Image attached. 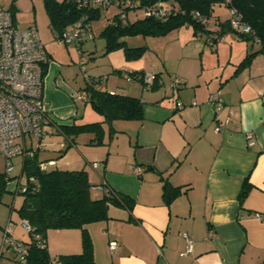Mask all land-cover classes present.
<instances>
[{
	"label": "crops",
	"instance_id": "0c3cea01",
	"mask_svg": "<svg viewBox=\"0 0 264 264\" xmlns=\"http://www.w3.org/2000/svg\"><path fill=\"white\" fill-rule=\"evenodd\" d=\"M43 11L46 18L35 15L25 23L37 26L50 56L42 93L45 109L57 125H69L74 117H81V122L102 119L89 107L91 120L85 121L80 111L79 102L87 104L81 90L93 77L100 78L97 86L101 89L134 96L142 103V120H130L134 139L116 143L117 136L103 124L102 143L107 145L95 144L89 138V145L78 150L79 134L75 143L61 152L67 141L53 128L36 149L39 161H51L57 169H85L93 185L104 183L134 199L131 210L109 204V218L86 225L95 262L264 264V216L255 215H264V51L236 70L249 51L260 47L250 49V41L226 27L223 40L210 46L204 32H196L186 23L166 34L150 36L144 54L151 52L156 60L147 68L127 63L120 75L128 83L118 81L111 87L108 77L96 73L87 74L79 86L74 79L75 55H70L68 48L60 51L49 43L52 38L46 31L51 29ZM220 23L216 18L208 27L219 29ZM181 28H191L194 35L180 41ZM130 71L155 73L157 81L146 87L139 79L127 77ZM172 76L181 81L177 88H170ZM211 93H218L223 100L217 114L207 103ZM175 99L185 106L176 109ZM192 101L197 104L192 105ZM248 132L253 134L252 144L247 142ZM32 139L38 143L33 137L26 143L33 146ZM48 147H52L50 155L40 158L41 150ZM244 180L250 189L240 204L237 194ZM165 183L169 185L167 194L172 196L164 195ZM176 187L180 192L175 194L172 188ZM15 193L6 187L0 192V264H16L3 242L5 228L11 230L13 238L29 240L17 212L23 196ZM92 193L101 196L103 190L93 188ZM183 232L193 241L188 253H183ZM45 240L52 256L82 249L81 231L76 228L48 230ZM110 241L116 242L113 251L108 249Z\"/></svg>",
	"mask_w": 264,
	"mask_h": 264
},
{
	"label": "trees",
	"instance_id": "16d2710c",
	"mask_svg": "<svg viewBox=\"0 0 264 264\" xmlns=\"http://www.w3.org/2000/svg\"><path fill=\"white\" fill-rule=\"evenodd\" d=\"M130 1L135 8L127 7L123 4L124 1L121 2L120 7H114L116 12L112 15V18H109L107 26L103 28L104 30L101 33L106 39L105 52L121 47L127 59L140 58L147 48L145 45L128 46L124 40L125 37L163 35L186 23L191 24L196 32L202 31L207 34L209 29L207 23L213 15L214 7L216 5H225L223 3L224 0ZM158 1L163 2L167 10L164 16L140 15L138 9L141 6L156 5ZM42 3L49 20L50 31L56 34V38H58L63 29L70 27L82 14L87 15V20L92 27V20L99 18L102 9L110 7L89 6L79 10L68 0H42ZM170 5L175 10L170 8ZM228 6L233 7L241 15L243 22L250 26V34L239 35L247 42L250 41V49L254 46L251 39L252 36L258 37L261 43L264 44V0H231ZM11 9L15 18V12L13 8ZM195 10L207 19L205 24H199L191 17L189 12ZM137 11L141 17L129 22L126 15L129 12L136 13ZM227 23L228 18L223 23H220V28H217L219 35H224L227 29H231ZM63 45L68 46V44ZM259 47L260 49L258 50L249 51L241 59L236 70L246 67L258 51H264V45ZM78 48L82 49V43L78 45ZM82 51L84 50L82 49ZM45 67H43L44 72ZM117 71L118 73L122 72V70ZM126 73L129 74L128 77L139 79L143 83V78L141 77L143 72L130 71ZM85 75L87 76L86 71ZM99 79L90 78L81 91L84 93L86 102L96 113L102 116V119L81 122L78 121L81 117H74L73 122L69 125L56 124L55 129L63 135L64 141H67L61 152L72 146L75 143V137L81 133H91L94 135L91 138L92 142L95 144L102 143L104 135L103 124L109 127L114 120H142V103L139 98L136 99L134 96L103 90L97 86ZM155 81H157V76L150 87L154 85ZM40 162L43 161H39L36 149L31 156L26 155L22 158L21 174L25 173L26 181L21 184L20 180L19 183L24 185L26 189L16 192L23 196L22 203L17 209L18 216L23 221H27L31 228L30 231H27L29 240L24 241L26 244V249L23 252L25 264H98L93 256L92 241L89 238L90 235L86 225L109 218L107 213L109 204L123 206L128 211L131 210L134 205V199L109 187L108 191L103 192L101 196H95L92 194L91 189L93 184L90 182L89 174L85 169L66 170L48 169L47 167L40 169L38 167ZM10 179L12 177L9 176L7 180ZM6 182L4 180V171L0 172V192L4 190ZM242 183V187L237 194L240 204H242L250 189L247 180L242 181ZM167 184L162 185L163 193L165 196H172L167 194L169 189ZM172 190L175 194L180 192L178 187L172 188ZM73 228L81 231L82 249L80 252L62 253L57 256L50 255L45 240L47 231ZM37 235L39 238L36 237ZM14 259L16 264H19L15 255Z\"/></svg>",
	"mask_w": 264,
	"mask_h": 264
},
{
	"label": "built area",
	"instance_id": "2783aa9c",
	"mask_svg": "<svg viewBox=\"0 0 264 264\" xmlns=\"http://www.w3.org/2000/svg\"><path fill=\"white\" fill-rule=\"evenodd\" d=\"M76 6L77 9L83 10L89 6H113L120 7L121 2L127 7L135 8L130 0H68ZM231 0H224L227 12L229 14L228 23L232 30L239 34L246 35L251 33V28L244 23L241 15L235 11L233 7L228 6ZM173 10L174 7L170 5ZM119 9V8H118ZM140 15L145 16H164L167 13L163 2L158 1L156 5H145L139 9ZM194 21L199 24H205L207 19L198 11L189 12ZM87 15L82 14L70 27L63 29L57 38V43L72 44L79 52V67L85 75L88 62L86 54L78 45L83 41L93 38V31L91 25L87 20ZM12 9L3 5L0 0V156L4 158L5 170L4 180H7L12 170L11 159L16 155H21L23 158L34 152L31 144H27V138H36L38 143L36 149L40 148L41 138L51 129L56 128V122L45 109V99L43 96L44 85V68L50 60L48 52L37 32L35 24L27 25L25 28H18L16 20H14ZM206 42L210 46H215L218 41L223 40V36L218 32L217 28H209L206 34ZM252 43L254 46L264 45L256 36H252ZM129 76V74L126 73ZM127 76V77H128ZM144 86L150 87L156 76L152 72H143ZM87 78V77H86ZM181 83L180 79L172 76L170 79V88H177ZM218 93H211L208 95L207 103L213 108L214 112L219 113L223 107V100L219 98ZM196 105L195 101L191 102ZM176 109H182L185 104L180 101H174ZM220 127L217 125L216 130ZM253 134L247 133L248 144L253 143ZM51 161L40 162L39 168L45 169L51 164ZM96 166V163H92ZM135 170L139 168L136 166ZM17 179L15 191H23L26 189L24 185H20ZM101 189L103 192L108 191V186L104 183L92 185L91 187ZM262 217L261 213L255 214ZM21 226L26 231H30V225L27 221H22ZM185 242L183 253H188L192 250V239L181 233ZM39 238V236H36ZM3 242H5L19 264H25L24 251L26 244L24 241H19L11 235V230L7 227L4 231ZM42 242V241H41ZM116 247L115 241L109 242L110 251Z\"/></svg>",
	"mask_w": 264,
	"mask_h": 264
},
{
	"label": "rangeland",
	"instance_id": "374dc122",
	"mask_svg": "<svg viewBox=\"0 0 264 264\" xmlns=\"http://www.w3.org/2000/svg\"><path fill=\"white\" fill-rule=\"evenodd\" d=\"M3 5L6 6L7 8H9L11 6V8H13L14 12H15V16H16V20H17V26L18 28H25L26 25V21L27 19H32L33 16H41L43 19L44 17L46 18V16L44 15V7L42 0H1ZM227 8L225 5H216L214 7L213 15L212 17L208 20L207 25L212 27V23L215 21L216 18H218L219 20H221L222 22H224L225 19H227L229 17V14L227 12ZM116 12L115 8L113 6H110L108 8H104L101 10L100 12V16L97 19H93L92 20V28L91 30L93 31V38H89L85 41H83L82 43V49L84 50V54H86L88 62H87V74L89 75H93V74H100V76L104 77H108L109 78V84L112 86H114L116 84V82H125L128 83L129 80L126 77H123L120 75V73H118L117 70H125L127 69V63H129L130 65H142V66H146L147 65L150 66L151 63L155 62L156 58L154 54H151V52H145L144 55H142L140 58L137 59H127L126 56L123 53V48L121 47H116L112 50H109L107 52H105V45H106V39L105 36L102 35V31L104 30L103 28H105L108 24V20L109 18H112L114 15V13ZM127 20L129 22H133L137 17H141L139 15V12L137 11L135 12H129L127 15ZM185 28H181L180 31V41L184 40V39H188V37H190L191 35H194L193 31L191 30V28H188V30H183ZM48 36H50L52 38V40L49 43H52V45L62 51V50H70V55H72L74 57L75 55V61L74 64L71 63V65L73 64V67H75V81L78 82L77 85L81 86L84 82V73L82 72V70L79 67V55H78V51L77 48L72 45V44H68V46H65L63 44L57 43V38H56V34L52 31H50L48 29V31H46ZM206 35V34H205ZM151 37H143L141 35H137V36H129V37H125V41H126V45L128 46H141V45H146V44H150V42L148 41ZM68 48V49H67ZM70 64V62H68ZM122 64V66H121ZM111 65H113V67H111ZM121 66V67H120ZM74 69V68H73ZM117 69V70H116ZM116 70V71H115ZM93 71L95 73H93ZM122 73V72H121ZM106 81V80H105ZM105 83V82H104ZM108 84V86H109ZM102 88H105V85L102 84ZM80 104V111L85 114L83 115L84 120L88 121L91 120L89 119V115L88 113H90L89 111V107L90 105L87 103L86 105L84 103L79 102ZM82 107H83V111H82ZM97 115V117H99V114H95ZM132 121L130 120H114V122L111 124V126H109V129L112 131V134H115L118 138V140H115L116 143H121L124 140L127 139H134V131H132L133 129L131 128ZM132 129V130H131ZM123 131V132H121ZM94 135L91 133H81L80 136H78L77 139V149L78 150H82L83 149V145L84 144H88L90 143V140L87 141V139L92 138ZM107 137V136H106ZM36 140L32 139L31 142H33V148L36 149ZM105 141H107V139H105ZM99 145H107L106 143H100ZM52 147H48L47 150H41V152L39 153V157L44 159V157H48V155H50V153L52 152ZM45 153H48L47 155ZM21 160L22 157L21 155H16L15 157H13L11 159V163H12V170L10 172V177H12V179H10L9 181H7L5 187L7 190H10V192H12L13 190L15 191V186H16V179L20 177L21 174ZM45 162L48 163V160H46ZM5 164L3 159L0 157V170L3 172L5 170L4 168ZM48 169L51 168H55V166H51V164L46 165ZM63 168V167H60ZM26 175L25 173L21 174L20 180H21V184H24L26 181ZM94 178V177H93ZM7 194V193H6ZM5 194V195H6ZM93 194V193H92ZM8 195V194H7ZM14 195H17V193H15ZM19 195V193H18ZM17 195V196H18ZM21 196V195H19ZM18 196V197H19ZM20 198V197H19ZM18 198V200H19ZM24 231H26L24 229ZM27 233V231H26ZM62 252V251H61ZM54 256V255H53Z\"/></svg>",
	"mask_w": 264,
	"mask_h": 264
}]
</instances>
